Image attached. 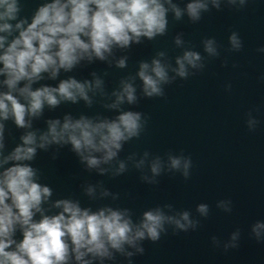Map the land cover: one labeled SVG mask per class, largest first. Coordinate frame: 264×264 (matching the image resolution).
<instances>
[{
  "label": "clouds",
  "instance_id": "clouds-1",
  "mask_svg": "<svg viewBox=\"0 0 264 264\" xmlns=\"http://www.w3.org/2000/svg\"><path fill=\"white\" fill-rule=\"evenodd\" d=\"M249 0H189L181 8L173 0H53L38 8L31 22L20 18V0H0V33L11 35L18 31L5 48L6 36L0 35V264H68L71 255L79 264H92V260L102 262L115 260L116 253L128 259L145 252L144 242H157L162 235L195 231L200 220L194 219L190 211L168 215L161 207L144 211L138 223H134L130 210L104 207L98 211L81 207L79 199L59 198L52 207L60 211L46 215L43 207L51 200L54 192L48 184L41 183L40 169L33 166L39 152H48L55 145L52 158L56 159L60 149L70 146L85 170H96L104 175L108 169L101 165L117 159L125 144L140 139L148 123V117L141 111L124 109L122 106L138 105L142 98L165 96V87L177 79L187 80L201 73L206 62L221 56L222 45L215 38L202 40L203 53L185 49L175 58V67L163 63V51L157 57L139 63L136 76L142 82L141 95L129 79L120 81L119 90H114V102L105 105L115 110L114 118L89 117L80 115L73 118L66 114L63 120H45V131L35 129L34 121L44 116L45 107L55 109L62 103L77 104L83 100L91 107L90 91L99 89L103 94V81L96 77L94 82L77 80L73 76L62 79L56 86L41 84L45 79L56 80L61 70L72 72L82 61H107L114 48L127 49L133 43L140 44L141 38L155 40L168 32L169 13L175 21L187 16L196 24L203 14L212 9L217 11L226 6L242 10ZM167 5V6H166ZM10 21H16L15 25ZM25 25H27L25 27ZM184 41L177 36L175 44ZM243 41L236 31L228 36L226 53L240 52ZM257 51L264 53V47ZM228 59L222 61L227 66ZM117 68L127 67V57L116 62ZM236 67V65H233ZM170 72L172 73L170 75ZM21 84L23 86H21ZM231 90V84L226 85ZM247 112L245 123L250 132L257 129L260 121ZM23 131L18 142L9 149L6 141L7 123ZM145 157L148 153L145 152ZM144 163L143 160L137 165ZM193 161L182 151L168 155L167 170L179 173L185 180L191 175ZM126 165L120 161L114 175L125 172ZM150 171L158 177L164 171L160 157L152 160ZM143 179H148L143 177ZM149 183H157L155 179ZM101 187V195H110ZM84 195L95 198L97 185H82ZM166 207H171L166 206ZM216 207L226 213L232 212L230 199L219 200ZM195 211L200 217L209 216L210 207L199 203ZM39 214V219H36ZM22 233L23 239L16 242L15 233ZM250 237L264 243V222L257 220L250 226ZM241 230L231 232L223 243L216 236L211 237L212 245L225 252L239 247ZM70 241V243H69ZM15 245L14 250L6 249ZM134 249L129 251L128 249ZM91 256L92 260L85 259Z\"/></svg>",
  "mask_w": 264,
  "mask_h": 264
}]
</instances>
